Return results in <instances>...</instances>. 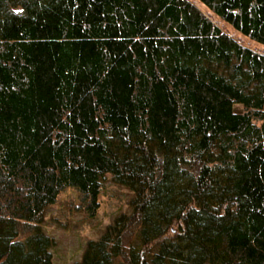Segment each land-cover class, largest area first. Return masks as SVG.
<instances>
[{
  "label": "trees",
  "instance_id": "trees-1",
  "mask_svg": "<svg viewBox=\"0 0 264 264\" xmlns=\"http://www.w3.org/2000/svg\"><path fill=\"white\" fill-rule=\"evenodd\" d=\"M196 1L264 45V0ZM106 176L131 212L74 264H264V53L188 0H0V264Z\"/></svg>",
  "mask_w": 264,
  "mask_h": 264
},
{
  "label": "rangeland",
  "instance_id": "rangeland-1",
  "mask_svg": "<svg viewBox=\"0 0 264 264\" xmlns=\"http://www.w3.org/2000/svg\"><path fill=\"white\" fill-rule=\"evenodd\" d=\"M188 1L195 4L236 42L264 53V45L240 36L232 27L209 14L196 0ZM132 197L129 189L114 184L111 177L106 176L98 198L99 208L95 215L90 217L74 189L61 192L55 204L46 210L42 222L43 233L53 241L50 249L52 264H74L81 261L88 242L96 241L119 215H128L131 212L129 202Z\"/></svg>",
  "mask_w": 264,
  "mask_h": 264
}]
</instances>
